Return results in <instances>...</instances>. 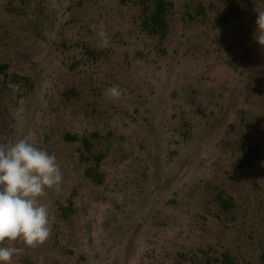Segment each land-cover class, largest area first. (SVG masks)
Returning a JSON list of instances; mask_svg holds the SVG:
<instances>
[{
	"label": "rangeland",
	"instance_id": "1",
	"mask_svg": "<svg viewBox=\"0 0 264 264\" xmlns=\"http://www.w3.org/2000/svg\"><path fill=\"white\" fill-rule=\"evenodd\" d=\"M165 1L161 33L153 0H0V108L19 126L0 114V143L27 138L63 172L40 198L50 237L14 242L11 264H264V0Z\"/></svg>",
	"mask_w": 264,
	"mask_h": 264
},
{
	"label": "clouds",
	"instance_id": "2",
	"mask_svg": "<svg viewBox=\"0 0 264 264\" xmlns=\"http://www.w3.org/2000/svg\"><path fill=\"white\" fill-rule=\"evenodd\" d=\"M255 40L264 47V11H257ZM99 37V47L110 40L103 22L91 25ZM98 29V30H97ZM109 100L119 99L118 86L104 90ZM63 172L56 155L38 148L27 138L0 143V264H11L24 246L36 248L51 235L48 206L40 202L47 189L60 190Z\"/></svg>",
	"mask_w": 264,
	"mask_h": 264
},
{
	"label": "trees",
	"instance_id": "3",
	"mask_svg": "<svg viewBox=\"0 0 264 264\" xmlns=\"http://www.w3.org/2000/svg\"><path fill=\"white\" fill-rule=\"evenodd\" d=\"M120 1L124 2V0H120ZM153 1H154V10H152L151 15L146 17V19H144V21H146V20L147 21L148 20L151 21L152 29H155V26H156L158 28V31H160L162 33L164 31V29H167L169 27V22H168V20L166 18V14L168 13L169 6L171 4L168 5V2H166L165 0H153ZM199 5L201 7L203 6L201 2H199ZM146 7H147V5H146ZM187 15L190 17L188 12H187ZM84 47L86 49L85 51H87L89 54H91V52L88 49L87 45H84ZM4 68H5V65L4 64H0L1 71H3ZM12 77L13 78H17L16 76H12ZM239 78H242V77L238 76L237 79H239ZM21 79L28 80V81L30 80L28 77H22ZM235 83H236L235 85H238L237 81ZM237 89H240L239 85H238ZM233 101H232V103H233ZM234 104H235V102H234ZM235 107L236 106L232 107L231 113L232 114L236 113V115L239 117V119L241 120L242 123H243V121H245L244 122L245 124L251 123L252 121H254V118H252V116L249 115V112L247 110H245V109L241 110L240 108H235ZM8 109H9L8 104L7 103L4 104L0 108V114H1L2 117L5 118L6 122L9 121L10 123H12L14 125L15 131H16L17 128L19 127L18 123H17V120H16V118L13 115H11V113H10V111ZM256 117H258V116H256ZM248 118H251V119L249 120ZM234 121H235V118H234ZM6 129H7V126H6ZM24 131L25 130H22V133H20V136H22ZM10 132H12V131H10ZM10 132H7V133L10 134V137L12 139L14 133H10ZM92 135L96 136L95 133L92 134ZM62 138L65 141H76L77 140V137H76V135L74 133H70V132H67V131L62 133ZM84 140H86V139L84 138ZM80 147H82V148H80ZM80 147H78V150H79V152H81V155H83L85 152H89L90 151L89 148L91 147V144L88 141H86ZM82 149H85V150L83 151ZM260 150H261V148L258 147V146H248V148H246L245 151L243 152L242 157L239 158V161L240 162L247 161L248 163H250L252 157H256V156L260 155ZM101 155H103V154L102 153H98L97 156L94 158L95 159L94 161L97 162L101 158ZM86 160H88L87 156L85 157V161ZM94 173H96L94 171V169L92 167H88L86 172L84 173V175H89L90 176V175H92ZM92 177H93V179H95L94 175Z\"/></svg>",
	"mask_w": 264,
	"mask_h": 264
}]
</instances>
